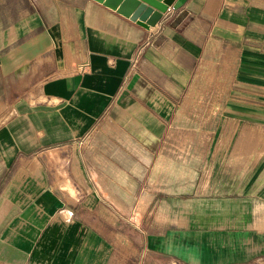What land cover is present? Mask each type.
<instances>
[{
    "label": "crops",
    "instance_id": "crops-1",
    "mask_svg": "<svg viewBox=\"0 0 264 264\" xmlns=\"http://www.w3.org/2000/svg\"><path fill=\"white\" fill-rule=\"evenodd\" d=\"M200 74L213 129L182 156L219 188L173 207L151 178ZM104 124L117 145L94 149ZM258 138L264 0H175L149 29L95 0H0V264H264Z\"/></svg>",
    "mask_w": 264,
    "mask_h": 264
},
{
    "label": "rangeland",
    "instance_id": "rangeland-1",
    "mask_svg": "<svg viewBox=\"0 0 264 264\" xmlns=\"http://www.w3.org/2000/svg\"><path fill=\"white\" fill-rule=\"evenodd\" d=\"M213 81V74H200L191 86V89L188 92V95L184 98V107H181V112L178 113L177 123L173 128V136L168 140L167 155H161L157 159V170L152 175V183H156V194L158 200H170L173 199L174 203L172 206H178L181 200V197H186V193L188 192L189 196L192 195H201L210 194L218 191V186L215 184L218 180V175L215 172L210 170H198L197 167H202L200 161L198 162L197 150L190 147L189 150V160L187 163L186 157L182 156L181 142H186V139L182 140L180 136L184 134H189L190 136H195V132L198 130H212L213 123L208 122V119H212V113L214 112V108L211 107H203V100L210 99L213 97L212 91L198 89L200 83H205L206 86L211 84ZM208 83V84H207ZM218 93V92H217ZM223 97L227 92H220ZM226 113H223L222 108V116H221V130H231L235 129V126L229 124V122L225 121ZM225 121V122H224ZM108 124H104L95 132L94 137L92 139V146L95 148H101L102 146L105 148L107 146H116L117 142V131L119 128L113 126H107ZM218 127V125H217ZM219 129V127H218ZM237 129H240L237 126ZM255 131H261L262 128H253ZM190 143L196 142V139H189ZM207 141V140H206ZM254 143H264V139H253ZM211 142V141H210ZM222 147H224L222 145ZM240 146L238 145V149ZM211 152V147H210ZM239 152V150H238ZM221 162H229V151L227 149L221 150ZM238 154L237 162L244 161V155ZM249 156V155H248ZM208 157H212L209 155ZM199 158H202V155H199ZM251 158L253 162H262L264 161V153L259 151H253L251 154ZM234 161V156H233ZM187 165L189 166V170L187 171ZM215 165V162H210L209 164ZM141 173L140 176H142ZM221 179V177H220ZM209 180V185L202 187ZM146 182V181H145ZM218 185V184H217ZM179 188H189L187 191L178 192ZM182 194H185L182 196ZM178 202V203H175ZM149 202L142 203V209L146 211V215H149L148 211ZM163 206L159 202L156 204L157 210L159 207ZM154 208V205H153Z\"/></svg>",
    "mask_w": 264,
    "mask_h": 264
},
{
    "label": "water",
    "instance_id": "water-1",
    "mask_svg": "<svg viewBox=\"0 0 264 264\" xmlns=\"http://www.w3.org/2000/svg\"><path fill=\"white\" fill-rule=\"evenodd\" d=\"M123 17L149 29L168 13L175 0H95ZM182 14L178 20H180Z\"/></svg>",
    "mask_w": 264,
    "mask_h": 264
}]
</instances>
